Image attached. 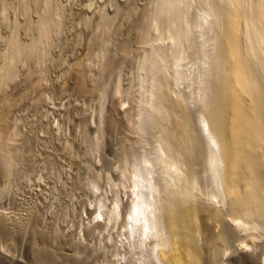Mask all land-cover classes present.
I'll return each instance as SVG.
<instances>
[{
  "label": "bare ground",
  "instance_id": "obj_1",
  "mask_svg": "<svg viewBox=\"0 0 264 264\" xmlns=\"http://www.w3.org/2000/svg\"><path fill=\"white\" fill-rule=\"evenodd\" d=\"M153 5V45L140 63L139 108L129 121L142 150L127 158L124 152L120 156L121 146L119 152L116 148L114 154H120L111 155L114 170L103 184L110 206L99 200L89 209L91 221L101 227L104 219L115 223L124 217L126 234H122L139 264H264L254 251L246 250L264 237V0H156ZM107 22L99 27L107 31ZM18 53L23 52L16 46L13 55L20 57ZM185 53L207 60L197 87L188 83ZM12 56L10 61L16 63L22 57ZM108 69L103 71H112ZM100 132L102 136L104 131ZM4 158L7 169L15 165L17 157L10 151ZM91 182L89 187L98 191L100 181ZM35 204H23L14 226L8 215L0 213V264H9L13 256L9 255L12 237L35 231ZM41 239L45 247L32 256L37 263L79 260L74 243L68 242L69 253L56 256L47 248L49 238Z\"/></svg>",
  "mask_w": 264,
  "mask_h": 264
},
{
  "label": "rangeland",
  "instance_id": "obj_2",
  "mask_svg": "<svg viewBox=\"0 0 264 264\" xmlns=\"http://www.w3.org/2000/svg\"><path fill=\"white\" fill-rule=\"evenodd\" d=\"M155 1L0 0V162L4 161V165L0 163V213L8 215L13 226L17 216H22L23 204L36 203L39 213L34 232L24 231L25 234L22 232L20 237L16 235L9 241V252L12 251L9 255L13 254L9 264H45L37 263L32 257L36 256L37 249L45 247L42 237L49 238L47 248L56 256L60 252L69 253L68 242L77 245L79 264H139L138 256L124 237V217H119L115 223L104 219L101 227L94 226L89 209H94L101 200L110 206L111 197L103 184L114 170L110 166L111 155L121 147L122 153L117 154L121 156L124 152L127 158L142 150V146L136 144V135L131 133L129 121L139 108L140 63L153 45L155 33L151 29L150 15ZM104 17L109 21H106L107 31L99 27L106 24ZM16 46L23 52L18 53L21 59L13 55ZM11 54L20 59L16 60L19 63L14 62L15 59L10 61ZM185 57V71L191 74L188 83L197 85L200 69L208 67L207 60L189 53H185ZM9 61L15 63L13 70ZM106 68L112 71H103ZM5 71L12 74L10 79L4 75ZM81 72L86 73L81 75ZM113 89L119 90L115 93ZM104 91L111 94L110 97ZM101 130L104 131L102 136ZM9 151L17 158L16 162L12 160L15 165L7 169L4 157ZM96 180L100 181L98 191L89 187L91 181ZM29 234L37 237V241ZM87 244L90 247H86ZM255 244L253 249L246 250L254 251L264 260V237Z\"/></svg>",
  "mask_w": 264,
  "mask_h": 264
}]
</instances>
